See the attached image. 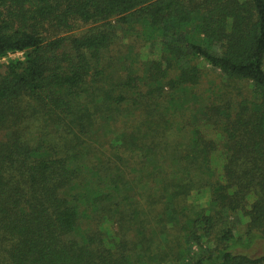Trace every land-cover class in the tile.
Segmentation results:
<instances>
[{"label":"trees","instance_id":"trees-1","mask_svg":"<svg viewBox=\"0 0 264 264\" xmlns=\"http://www.w3.org/2000/svg\"><path fill=\"white\" fill-rule=\"evenodd\" d=\"M17 53L0 264H264V0H0Z\"/></svg>","mask_w":264,"mask_h":264},{"label":"rangeland","instance_id":"rangeland-1","mask_svg":"<svg viewBox=\"0 0 264 264\" xmlns=\"http://www.w3.org/2000/svg\"><path fill=\"white\" fill-rule=\"evenodd\" d=\"M144 55L149 54L151 57L153 56H157V52L155 51V49L151 48V50L147 49V50H142L141 51ZM24 55L22 53H18L12 56H7L6 58L0 59V64L1 65H7L9 63L10 60H14V59H23ZM143 58V57H142ZM202 127V125H201ZM202 129L206 132L207 137L209 138H215V134L212 132V130L210 129H206V127H202ZM222 164H223V159L221 158V156H219L218 154L214 155L213 158V162H212V167L214 170L217 171V173H221V169H222ZM202 195V196H201ZM195 199H199V201L201 202V204L206 205L207 203V199H209V196L207 193H203V194H194L193 196ZM193 198V200H194ZM146 223H148V221L146 220ZM238 223L244 225L246 223V218H239L238 219ZM161 247L166 246L165 243H160ZM197 249L194 246H191V251H190V256H194L197 253ZM264 252V244L263 243H258V245L256 246V248L253 251V255H258ZM167 261V262H166ZM158 264H172V263H168V259L166 260L165 258H163L162 260H160L158 262Z\"/></svg>","mask_w":264,"mask_h":264},{"label":"built area","instance_id":"built-area-1","mask_svg":"<svg viewBox=\"0 0 264 264\" xmlns=\"http://www.w3.org/2000/svg\"><path fill=\"white\" fill-rule=\"evenodd\" d=\"M18 54V53H17ZM12 55H15V54H10L9 56H12Z\"/></svg>","mask_w":264,"mask_h":264}]
</instances>
